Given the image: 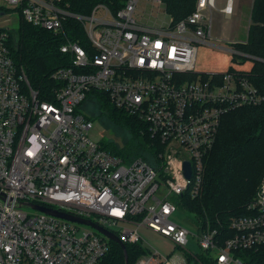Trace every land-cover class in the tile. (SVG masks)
I'll return each instance as SVG.
<instances>
[{"label": "built area", "instance_id": "1", "mask_svg": "<svg viewBox=\"0 0 264 264\" xmlns=\"http://www.w3.org/2000/svg\"><path fill=\"white\" fill-rule=\"evenodd\" d=\"M140 1L102 0L82 14L71 6L77 0H4L25 23L59 38L67 64L46 87L32 88L12 55L9 29L0 30V264H98L109 252V240L92 227L27 204L88 220L124 245L147 244L144 228L175 250L148 253L135 264H191L189 236L214 264H264V179L222 245L215 230L196 226L190 235L170 221L175 206L182 208L179 196H200L222 117L262 96L235 73L194 68L198 48L210 45L215 0H196L178 23L161 0H148L149 12L137 18ZM155 5L167 21L155 23ZM220 12L231 16V0ZM94 90L140 119L166 148L157 168L140 158L126 163L89 138L92 121L80 106Z\"/></svg>", "mask_w": 264, "mask_h": 264}, {"label": "trees", "instance_id": "2", "mask_svg": "<svg viewBox=\"0 0 264 264\" xmlns=\"http://www.w3.org/2000/svg\"><path fill=\"white\" fill-rule=\"evenodd\" d=\"M99 1L102 0H77L71 6L84 14ZM161 1L173 23L187 17L196 4V0ZM76 3H82L83 9H75ZM5 12L0 7V15ZM76 27L79 28V25ZM8 31L12 55L23 67L32 88L46 87L50 74L67 64V59L59 52V38L30 26L21 17L17 29ZM231 50L233 55L230 61L239 67L248 62L250 66L245 71L229 66L225 72L235 73L238 78L250 82L262 100L254 105L234 108L222 117L216 141L206 161L200 196L196 199L187 194L178 197L181 207L192 215L199 230L217 232L220 245L232 236L230 222L248 213L247 208L264 179V0H253L247 38L244 42L232 44ZM215 78L219 80L220 77ZM90 105L92 110L96 107L92 116L109 120L113 127L128 135L119 145L109 140L100 143L105 150L126 163L140 158L157 168V155L162 152L163 146L140 119L114 108L103 92L91 91L80 106L92 121L84 112L89 110ZM109 246L108 254L98 264H125L121 247L112 241H109ZM125 252L127 264H135L141 256L148 254L147 249L138 243L125 244ZM236 255L246 258L247 253L236 252ZM247 258L252 260L251 257ZM188 259L192 261L191 257ZM196 262L214 264L210 253L195 255L191 264Z\"/></svg>", "mask_w": 264, "mask_h": 264}, {"label": "rangeland", "instance_id": "3", "mask_svg": "<svg viewBox=\"0 0 264 264\" xmlns=\"http://www.w3.org/2000/svg\"><path fill=\"white\" fill-rule=\"evenodd\" d=\"M151 1V0H149ZM233 12L230 17H226L220 12V9L225 6L226 0H215V9L210 11V45H202L198 48L194 68L199 73H222L227 70L229 66H233L240 69L248 70L250 63H246L243 66H237V63L230 61L233 53H230L231 45L234 43L244 42L247 38L248 27L250 25V11L253 4V0H231ZM150 3L148 0H141L138 4L137 12L139 18L142 14L148 13L150 10ZM0 7L5 9V14L0 15V27L8 28L9 30H16L18 21L20 18L19 12L9 6L4 0H0ZM157 5L154 6L155 12L153 20L155 23L160 20H166L162 7L156 13ZM6 20V21H5ZM8 20V21H7ZM142 22H148L147 17L141 19ZM92 105V104H91ZM89 106V110L84 112L92 118V128L88 133L89 138L96 142L102 143L105 141H113L117 145L123 143V138L126 137V133L123 130L113 127L109 120L96 118L92 116L93 110L96 107ZM128 136V135H127ZM166 148L163 147L161 153H165ZM159 153V154H161ZM158 154V155H159ZM263 180L260 185H262ZM260 187V186H259ZM259 190V188H258ZM25 212L36 215L37 213L29 208L24 209ZM170 221L185 228L190 235H196V225L193 222V217L190 213L184 209L175 206V212L170 217ZM140 234L143 237L142 242H148L151 247L157 249L155 245L159 244L161 250L167 253L170 249V243L166 242L159 236L154 235L148 230L141 228ZM142 244V243H141ZM143 246V244H142ZM145 249L149 250L147 245ZM187 249L197 256L201 255L199 247L197 246L196 238L188 237ZM151 250V249H150ZM212 256V255H210ZM198 264V262H196Z\"/></svg>", "mask_w": 264, "mask_h": 264}, {"label": "water", "instance_id": "4", "mask_svg": "<svg viewBox=\"0 0 264 264\" xmlns=\"http://www.w3.org/2000/svg\"><path fill=\"white\" fill-rule=\"evenodd\" d=\"M184 174L186 178L190 177V168H189V164L188 163H184ZM28 207H31L39 212L42 213H46L48 215L60 218V219H64L70 222H74V223H78V224H82V225H86L89 227H92L93 229H95L97 232H99L100 234H102L104 237H106L109 241H112L116 244H118L121 249L123 250V255H124V260H125V264H127V256H126V252H125V245L118 239V237L113 234L112 232L103 229L102 227L88 221V220H84L78 217H74L65 213H61L58 212L56 210H52V209H48V208H44V207H39V206H35V205H28Z\"/></svg>", "mask_w": 264, "mask_h": 264}, {"label": "crops", "instance_id": "5", "mask_svg": "<svg viewBox=\"0 0 264 264\" xmlns=\"http://www.w3.org/2000/svg\"><path fill=\"white\" fill-rule=\"evenodd\" d=\"M232 2V1H231ZM231 7H232V5H231ZM222 9V8H221ZM220 9V10H221ZM232 12H233V9H232ZM154 235H156V234H154ZM156 236H158V235H156ZM160 237V236H159ZM163 239V238H162ZM166 240V239H165ZM166 242H169L168 240H166ZM170 243V242H169ZM141 246H142V244H140ZM149 246L150 247V249L149 250H147L148 251V253H152V252H156V253H158V254H160L161 256H164V255H168V254H170L172 251V253H174L175 252V250H173L174 248H173V246H172V244L170 243V249H169V251H167V253H164V251L163 250H161V248H160V246H159V244H157V245H155V247L157 248V249H155V248H153V247H151V244H149L148 242H147V244H143V248H145V246ZM193 261V260H192ZM192 261H191V263H192ZM198 264H200V263H198Z\"/></svg>", "mask_w": 264, "mask_h": 264}]
</instances>
